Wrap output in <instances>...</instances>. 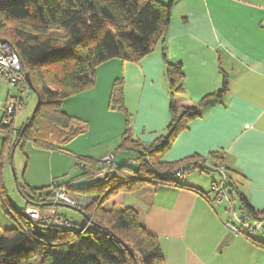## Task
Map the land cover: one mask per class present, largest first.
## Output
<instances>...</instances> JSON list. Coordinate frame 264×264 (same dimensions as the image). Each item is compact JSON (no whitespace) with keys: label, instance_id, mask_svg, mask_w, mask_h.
<instances>
[{"label":"crops","instance_id":"1","mask_svg":"<svg viewBox=\"0 0 264 264\" xmlns=\"http://www.w3.org/2000/svg\"><path fill=\"white\" fill-rule=\"evenodd\" d=\"M158 1L172 7L164 42L138 62L114 59L101 64L93 88L62 103L61 110L80 120L85 131L59 148L28 141L21 149L29 148L23 155L30 177L22 187L29 191L76 186L87 181L81 178L78 162L97 166L108 155L118 168L137 169L138 153L131 146L120 149L127 117L132 141L138 144L133 147L142 152L166 137L172 121L165 52L168 63L180 66L183 75L179 111L198 106L222 87L225 78L228 94L222 104L202 110L189 123L161 163L222 158L238 192L255 211L264 213V0ZM116 83L121 84L125 113L110 108ZM7 134L0 128V152ZM195 172L179 180L180 187L147 184L140 191L121 193L104 209H134L158 239L164 264H264L263 235L252 240L230 229L228 223L240 227L239 202L234 218L226 202L215 203L216 179L202 178L218 173L205 167ZM5 176L6 164L3 182ZM91 200L89 196L87 204Z\"/></svg>","mask_w":264,"mask_h":264},{"label":"trees","instance_id":"2","mask_svg":"<svg viewBox=\"0 0 264 264\" xmlns=\"http://www.w3.org/2000/svg\"><path fill=\"white\" fill-rule=\"evenodd\" d=\"M171 11L170 3L158 0H0V40L17 53L38 96L37 109L21 139L23 128L13 137L12 128L0 123V128L8 131L0 152V200L3 212L16 224L15 229L0 232V264H30L33 260L39 264H164L158 239L145 229L134 209L106 210L104 206L115 196L140 191L147 184L180 187L181 178L174 173L181 167L204 169L197 158L178 164L161 160L202 110L222 104L228 94L226 78L222 87L198 106L179 111L178 98L184 91L181 67L168 63L163 52L172 121L166 137L142 152L133 147L138 144L132 141L127 117L128 129L120 149L131 146L138 153L137 169L119 167L106 179L94 182L98 167L85 165L81 178L91 185L84 187L65 184L27 191L17 184L26 208L48 209L54 189L60 187L70 197L91 196V203L75 208L86 218L83 227L73 222L74 229L56 228L25 217L24 211L13 208L4 188L3 172L10 153L28 141L59 148L84 133L82 122L61 110L62 103L92 89L101 64L114 59L138 62L154 52L165 40ZM120 86L116 83L114 87L110 108L125 113ZM213 160H218L217 156ZM227 175L229 198L232 203L239 202L241 216L264 221V213L249 205L229 172Z\"/></svg>","mask_w":264,"mask_h":264},{"label":"built area","instance_id":"3","mask_svg":"<svg viewBox=\"0 0 264 264\" xmlns=\"http://www.w3.org/2000/svg\"><path fill=\"white\" fill-rule=\"evenodd\" d=\"M26 75L20 58L12 46L0 40V95L5 87L8 89L5 106L0 112V123L4 127L12 128L13 137L16 136V130L14 128L16 117L20 110L26 105L31 93ZM14 89L17 92L16 96L11 95V91ZM136 163L140 164V162ZM84 166L85 164L83 162L77 165L79 170H82ZM199 166L219 174L220 181L212 185V191L215 193V203L219 205L226 202L228 205V212L235 218L236 212L226 189V183L229 179L225 165L218 159L202 164L200 163ZM97 167L99 172L94 176V182L106 179L108 174L115 173L118 170V167L114 165V157L112 155H108L98 161ZM195 171L196 169L194 167H181L175 171L174 175L177 178H182L186 175H192ZM87 199L86 196L70 197L66 189L60 187L54 189L51 205L48 209L41 210L39 208L27 207L23 214L31 221L37 223H45L49 226L62 229H74L73 220L59 214V207L63 206L75 209L86 206ZM239 224L240 227H237L233 223H228V226L237 233L242 231V235L248 239L254 240L259 234H262L264 238V221L251 220L247 216H241Z\"/></svg>","mask_w":264,"mask_h":264},{"label":"rangeland","instance_id":"4","mask_svg":"<svg viewBox=\"0 0 264 264\" xmlns=\"http://www.w3.org/2000/svg\"><path fill=\"white\" fill-rule=\"evenodd\" d=\"M7 91L8 89L7 87H5V89L0 95V111H2V108L6 103ZM11 95L12 96L17 95L15 89L11 91ZM37 106H38V96L35 92L31 90L30 97L26 105L20 110L16 119L17 120L16 128L18 129V131L21 130L26 125V123L32 118L34 112L37 109ZM0 144H1V140H0ZM24 150L28 155L29 148L26 149V147L24 149L18 147L10 153L6 161V176H5L6 178L4 179V188L8 194L10 201L13 204V208L19 212L25 210L27 202L19 192L17 184H19L20 186L24 185L25 180L28 177H30V174H28V176L26 175L28 169V160H26L25 156L23 155ZM46 163L48 168L49 160H46ZM195 173L196 176L199 175L198 172ZM186 178L187 175L182 177L180 181H183ZM202 178L206 179L208 182H210L211 179H216L217 182L220 181V177L218 174L216 175L212 173L203 174ZM85 185H87V181H81L76 184V187H80V186L84 187ZM237 206L238 204L237 201L235 200L233 204L234 210L235 208L238 209ZM59 210H61V214H65L69 219H72L73 222L79 227H83L84 224L86 223V218L78 210L63 206H61ZM10 211L12 214L15 215V212L12 208L10 209ZM15 228H16L15 222L9 216H7L3 212L2 207H0V232L2 230H11ZM30 264H39V261L33 260L30 262Z\"/></svg>","mask_w":264,"mask_h":264},{"label":"water","instance_id":"5","mask_svg":"<svg viewBox=\"0 0 264 264\" xmlns=\"http://www.w3.org/2000/svg\"><path fill=\"white\" fill-rule=\"evenodd\" d=\"M26 79H27V83H28L30 89H31L33 92H35V89H34L32 83H31V80H30V77H29L28 74L26 75ZM26 128H27V125H25V126L23 127L21 133L19 134V139H21V138L23 137V134H24Z\"/></svg>","mask_w":264,"mask_h":264}]
</instances>
